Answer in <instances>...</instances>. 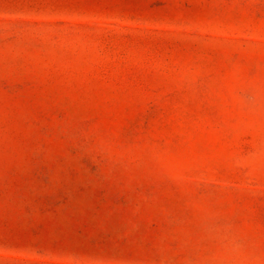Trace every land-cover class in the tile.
Returning <instances> with one entry per match:
<instances>
[{
    "label": "rangeland",
    "instance_id": "1",
    "mask_svg": "<svg viewBox=\"0 0 264 264\" xmlns=\"http://www.w3.org/2000/svg\"><path fill=\"white\" fill-rule=\"evenodd\" d=\"M0 264H264V0H0Z\"/></svg>",
    "mask_w": 264,
    "mask_h": 264
}]
</instances>
